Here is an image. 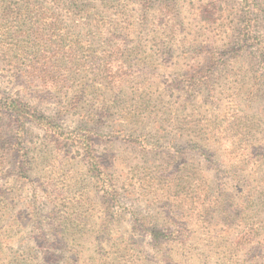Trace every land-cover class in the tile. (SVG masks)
<instances>
[{
	"label": "rangeland",
	"instance_id": "obj_1",
	"mask_svg": "<svg viewBox=\"0 0 264 264\" xmlns=\"http://www.w3.org/2000/svg\"><path fill=\"white\" fill-rule=\"evenodd\" d=\"M255 232L264 0H0V264H251Z\"/></svg>",
	"mask_w": 264,
	"mask_h": 264
},
{
	"label": "trees",
	"instance_id": "obj_2",
	"mask_svg": "<svg viewBox=\"0 0 264 264\" xmlns=\"http://www.w3.org/2000/svg\"><path fill=\"white\" fill-rule=\"evenodd\" d=\"M16 101L17 100H12L11 102L10 101L7 102L6 107H8V111H10V114L14 115L17 118H20L22 114H20L21 110L17 107ZM148 235L154 243H157L159 247L158 251L161 253L165 250L168 243L172 242L177 247L181 246L185 248L186 245H188L187 241L190 239L189 232L167 233L163 230H158V229H151ZM263 245H264V232L251 233V264H264V261L259 259L260 257H263V253L260 252V249ZM186 249H188V247Z\"/></svg>",
	"mask_w": 264,
	"mask_h": 264
}]
</instances>
